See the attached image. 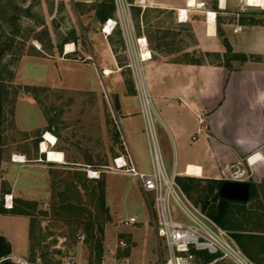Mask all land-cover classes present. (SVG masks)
Instances as JSON below:
<instances>
[{"label": "rangeland", "instance_id": "rangeland-1", "mask_svg": "<svg viewBox=\"0 0 264 264\" xmlns=\"http://www.w3.org/2000/svg\"><path fill=\"white\" fill-rule=\"evenodd\" d=\"M129 1L135 31L145 33L156 55L214 61L226 66L227 75L244 74L255 81L247 95L257 100V106H250L245 131L240 134L256 143L247 152L249 156L261 152L263 164L253 168L241 155L226 161L222 175L255 182L257 205L264 209V5L243 1L232 5L234 14L217 21L224 50L206 51L196 46L190 25L174 21L172 10ZM102 3L0 0V47L4 49L0 61V232L10 240V253L12 249L19 252L29 264L65 260L98 264L102 258L108 264H125L126 257L127 264H160L153 197L142 190L135 175L112 167L113 157L122 149L115 117L122 119L119 124L136 149L133 156L138 167L150 170L151 160L142 121L132 114L118 117V93L123 85L128 92L133 84L128 65L132 48L128 49L119 24L108 35L102 32L106 19L96 14ZM111 16H116V9ZM222 22L233 30L241 29L240 34L235 38L224 35ZM99 37L104 42L108 39L116 57L111 68L98 66L92 55ZM64 38L74 40L63 42ZM67 43L74 44L73 50L65 52ZM98 54L109 55L103 50ZM103 68L112 72L103 74ZM123 101L131 110L137 105L131 94ZM208 112L202 115V123ZM190 120L196 122L193 117ZM46 131L56 137L50 147L63 153V161L46 160L45 152L40 151ZM15 154L26 160L14 162ZM179 175L189 185L185 192L194 203L211 205L213 183L208 178ZM184 175L195 178L188 180ZM7 192L13 207L28 213H11L12 206H6ZM131 214L138 219L134 224L120 221ZM233 235L243 252L261 264L259 257L264 253L256 254L264 252V234L254 229L240 237ZM208 264L235 263L218 257Z\"/></svg>", "mask_w": 264, "mask_h": 264}, {"label": "crops", "instance_id": "crops-1", "mask_svg": "<svg viewBox=\"0 0 264 264\" xmlns=\"http://www.w3.org/2000/svg\"><path fill=\"white\" fill-rule=\"evenodd\" d=\"M134 1L139 4L138 6H155L172 10L174 21L178 24L190 25L196 37V46L206 51L224 50L223 42L218 38L216 31L217 21L218 19L224 21L227 14H234L231 6L240 5L242 2V0H195V4L190 5L189 0ZM182 9L185 10V19L180 18ZM210 11L215 13L212 27L209 25ZM108 17L114 18L115 16ZM132 24L131 38L129 37V40L126 38V40L128 42L131 39L132 45L136 48L135 37L145 35V33H137L133 20ZM222 24H224L222 25L225 30L224 35L229 38H235V34L239 35L241 32V29L233 30V27L225 25L226 22H222ZM121 33L125 41V35L122 31ZM98 39L99 42L95 44L96 50L94 49L92 55L98 66H110L111 68L117 63L111 45L108 39L106 42L102 41L100 37ZM148 48L150 56L140 61L141 77L150 94L151 104L156 113L154 128L166 167L175 169L178 174H187L185 171L188 164H197L201 166V173L196 176L224 179L222 173H225L226 161L229 159L245 155L248 165L253 168L261 166L262 159L259 158L258 161L251 162L249 161L250 152H247L250 147L254 145L256 147V143L243 139L240 134L244 130L243 125L250 106H257V100L247 95L249 85L255 81H250V77L244 74L227 75L226 66L217 65L214 61L205 60L197 63L171 59L160 54L156 55L153 48ZM102 50L109 55L101 57L98 52ZM135 52L137 54V51ZM130 94L137 99V105L132 107V110L127 108L123 101V98ZM118 111V117L120 115L127 117L130 114L138 116L142 121V129L147 142L140 96L135 90L128 93L124 85L121 87L118 93ZM206 111H209L208 118L204 123H200L198 115H205ZM186 116L187 119L189 117L188 121ZM190 117L196 119V122L192 123ZM120 120L122 119L119 118ZM122 130L127 139L125 129L122 128ZM127 142L135 155L136 149L133 143L131 146L128 139ZM254 151L260 152V150ZM135 160L138 164L136 156ZM13 161L20 162L14 158ZM254 180L258 181L255 178ZM258 194L257 192L255 196L249 197L247 200H227L221 217L222 226L227 228L232 235L237 234L240 237L254 229H258L264 234V209L257 205ZM9 196L12 195L7 192V207ZM12 253L20 255L13 249ZM263 253V250H260L256 255L263 256ZM259 258L260 263L264 264V256Z\"/></svg>", "mask_w": 264, "mask_h": 264}, {"label": "built area", "instance_id": "built-area-1", "mask_svg": "<svg viewBox=\"0 0 264 264\" xmlns=\"http://www.w3.org/2000/svg\"><path fill=\"white\" fill-rule=\"evenodd\" d=\"M242 1L245 2V0ZM112 2L114 9H116V16L114 18L107 17L105 21L112 18L114 21L113 28L119 24L125 35V43L128 49L132 48L128 65L132 68L134 90L140 96L151 169L141 170L138 167L119 120L115 116L114 120L121 139L122 149L113 157L112 167L115 170H122L135 175L140 181L142 190L153 197L154 229L159 245L160 264H208L209 261L205 262L201 258L202 251L217 253L212 260H216L218 257H228L235 264H259L243 252L227 228L219 224L190 199L177 180L178 172L173 168L168 169L164 164L154 128L156 113L151 104L150 94L141 77L140 61L147 56H143L140 43L141 39H145L144 46L148 47L147 38L144 34L136 36V48L132 45L131 39L127 42L126 38L130 37V32L133 29L129 7L132 2L129 0H112ZM102 72L106 74L105 68ZM198 118L200 123L204 121L202 115H198ZM120 221L123 224H134L138 219L135 214H131L123 217ZM120 242L124 243L123 241ZM8 258L18 264L30 263L24 256L13 253L1 255L0 260ZM125 260V264H127L129 259L126 257ZM54 264L78 263L65 260ZM98 264L108 263L106 258H102Z\"/></svg>", "mask_w": 264, "mask_h": 264}, {"label": "trees", "instance_id": "trees-1", "mask_svg": "<svg viewBox=\"0 0 264 264\" xmlns=\"http://www.w3.org/2000/svg\"><path fill=\"white\" fill-rule=\"evenodd\" d=\"M107 0H103L104 4L103 6H101L100 8L96 9V14L98 16L99 19L104 20L106 19L108 16H111L113 11H114V4L111 0H109V3L106 2ZM138 9H140V7H138ZM120 31V30H119ZM70 40H74V39H68V38H64L62 41L66 42V41H70ZM229 47V44L226 43ZM61 46V45H60ZM4 52V49L2 47H0V61H1V57L2 54ZM207 53V52H206ZM236 55V53L234 54ZM242 55H244V53H242ZM185 61H190V62H197V63H201L204 62V60L202 59H188ZM126 83L129 84V80L126 79ZM134 92V88H133V84H132V88H130V90L128 91V93H132ZM2 89L0 86V161H1V145H2V133H1V123H2V113H3V106H2ZM186 179L188 180H193L195 177L191 176V175H184ZM178 180L181 181L180 179L183 178L181 177V175H178ZM213 185L211 186V189L213 190V194H212V199L213 202L211 203L210 206L206 205V201L202 204L201 208L204 209L210 216H212L219 224H223L222 221V215H223V211L226 208V202L228 200V198L225 197H221L218 193V188L221 185V183L223 182L224 179L222 178H208ZM102 183V181H100ZM250 183V195L249 197H253L257 194V189H256V184L253 181H249ZM182 187L184 188V190L187 192L189 189V185L187 183H184L181 181ZM102 191L103 188L101 187ZM2 210H5L4 208H2ZM1 211V209H0ZM9 211H11V213H28L24 210H19V209H15L12 205L11 209H9ZM11 252V243L9 241V239L0 232V257L1 255H6L9 254ZM217 255V253H208V252H201V258L205 261L208 262L210 260H212L215 256ZM13 262H15L12 259H3L0 260V264H13Z\"/></svg>", "mask_w": 264, "mask_h": 264}, {"label": "bare ground", "instance_id": "bare-ground-1", "mask_svg": "<svg viewBox=\"0 0 264 264\" xmlns=\"http://www.w3.org/2000/svg\"><path fill=\"white\" fill-rule=\"evenodd\" d=\"M245 3L248 5H264V0H245ZM189 4L190 5L195 4V0H189ZM184 11H185L184 9H182L180 11V12H182L181 16H180L181 19L186 18ZM209 18H210V24L209 25H210V27H212V23L214 22V19H215V13L210 11L209 12ZM113 24H114L113 19H109L108 21H105L102 25L103 26L102 31L104 33H110L113 29ZM209 29H211V28H209ZM144 40L141 39V43H140V45L142 47L141 51L143 52L142 54L144 57H146V56L148 57L150 55V50L148 49L149 46L148 47L144 46L146 43V41H144ZM73 48H74L73 43H67L65 46L66 52L73 50ZM111 72L112 71L110 69L106 68V70H105L106 74H110ZM55 142H56V137L52 133H50L49 131H46L44 134L43 140H41L39 143V148H40L41 152H45V157H46L45 159L46 160L60 162V161L64 160L63 153L61 151L54 150L50 147V145H53ZM259 158H261L260 153L251 154L249 156V161L254 162L255 160H257ZM14 160L22 162V161H25V158L23 155L15 154ZM90 172L93 173L92 170H90ZM185 173L191 174V175H199L201 173V166L197 165V164H188ZM92 175H95V174H92ZM11 198H12V196L8 197V200H9L8 207H11L13 204Z\"/></svg>", "mask_w": 264, "mask_h": 264}, {"label": "water", "instance_id": "water-1", "mask_svg": "<svg viewBox=\"0 0 264 264\" xmlns=\"http://www.w3.org/2000/svg\"><path fill=\"white\" fill-rule=\"evenodd\" d=\"M218 193L228 199L247 200L250 195V183L244 179L226 178L219 186Z\"/></svg>", "mask_w": 264, "mask_h": 264}]
</instances>
